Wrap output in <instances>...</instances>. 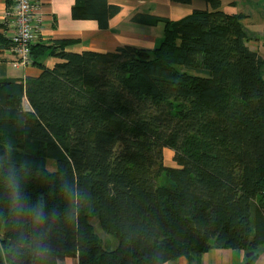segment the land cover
Here are the masks:
<instances>
[{
    "label": "trees",
    "instance_id": "trees-1",
    "mask_svg": "<svg viewBox=\"0 0 264 264\" xmlns=\"http://www.w3.org/2000/svg\"><path fill=\"white\" fill-rule=\"evenodd\" d=\"M202 1L207 9L175 20L134 15L162 23L152 48L77 52L79 39L57 38L31 44L37 76L0 67V180L23 166L25 190L60 210L49 264H162L212 248L252 251L251 264L264 245V58L246 43L243 13ZM119 11L76 0L72 15L106 29ZM10 46L0 34V50ZM44 56L58 61L48 66ZM64 176L83 195L74 224L64 220ZM93 217L117 238L114 248ZM0 238H14L2 186Z\"/></svg>",
    "mask_w": 264,
    "mask_h": 264
},
{
    "label": "crops",
    "instance_id": "crops-1",
    "mask_svg": "<svg viewBox=\"0 0 264 264\" xmlns=\"http://www.w3.org/2000/svg\"><path fill=\"white\" fill-rule=\"evenodd\" d=\"M108 3L120 6V11L108 21L106 29L100 28L97 20L75 18L72 8L76 0H40L39 15L41 23L35 43H47L52 39H79V43L72 49L80 52L92 50L100 53L113 52L118 47L133 45L152 48L162 40V23L148 25L133 20L136 14H151L170 19H179L193 10L207 9L202 0H193L188 4L175 3L171 0H107ZM222 7L224 0H220ZM227 3H230L228 1ZM7 0H0V34L5 36L2 13ZM249 17V14H248ZM256 34L249 32L248 37L256 38ZM6 37V36H5ZM256 52V51H255ZM264 58V57H262ZM14 57L9 49L0 50V67L6 76L25 78L37 76L39 68L32 65L14 67ZM43 61L51 66L57 58L44 56ZM27 107V102L24 101ZM115 245V244H114ZM246 251L241 249L212 248L192 258L178 257L162 264H246ZM56 264H79L77 257H67L58 260ZM251 264H264V245L259 247L258 255Z\"/></svg>",
    "mask_w": 264,
    "mask_h": 264
},
{
    "label": "clouds",
    "instance_id": "clouds-1",
    "mask_svg": "<svg viewBox=\"0 0 264 264\" xmlns=\"http://www.w3.org/2000/svg\"><path fill=\"white\" fill-rule=\"evenodd\" d=\"M20 170L12 168L0 180V186L7 191V218L14 238L0 243V257L4 264H49L54 249L52 237L61 212L49 208L43 194L33 196L24 188ZM61 195L65 201V222L74 224L79 215L83 199L81 190L73 179L61 178ZM3 238H0L2 240Z\"/></svg>",
    "mask_w": 264,
    "mask_h": 264
},
{
    "label": "built area",
    "instance_id": "built-area-1",
    "mask_svg": "<svg viewBox=\"0 0 264 264\" xmlns=\"http://www.w3.org/2000/svg\"><path fill=\"white\" fill-rule=\"evenodd\" d=\"M40 0H7L2 13L5 36L10 40L9 51L14 67L30 64V46L35 40L42 21L39 15Z\"/></svg>",
    "mask_w": 264,
    "mask_h": 264
},
{
    "label": "rangeland",
    "instance_id": "rangeland-1",
    "mask_svg": "<svg viewBox=\"0 0 264 264\" xmlns=\"http://www.w3.org/2000/svg\"><path fill=\"white\" fill-rule=\"evenodd\" d=\"M228 1L230 3H227ZM222 9L229 13L241 12L245 15L242 24L247 36L249 32L256 34L255 39L250 37L246 43L251 50L256 51L264 57V0H224ZM262 76H264V72H262ZM172 155L173 152L171 150H163V161L165 165H175L172 160ZM52 166V162L49 163L48 167L50 169H52ZM159 181L164 182V177H161ZM92 224L105 248L112 249L117 245V238L114 235L105 233L101 229L96 217L92 218Z\"/></svg>",
    "mask_w": 264,
    "mask_h": 264
},
{
    "label": "water",
    "instance_id": "water-1",
    "mask_svg": "<svg viewBox=\"0 0 264 264\" xmlns=\"http://www.w3.org/2000/svg\"><path fill=\"white\" fill-rule=\"evenodd\" d=\"M252 253H253L252 251L247 252V253H246V256L249 257L250 255H252Z\"/></svg>",
    "mask_w": 264,
    "mask_h": 264
}]
</instances>
